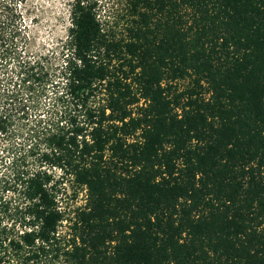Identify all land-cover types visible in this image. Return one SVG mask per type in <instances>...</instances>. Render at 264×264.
Masks as SVG:
<instances>
[{"label":"trees","instance_id":"trees-1","mask_svg":"<svg viewBox=\"0 0 264 264\" xmlns=\"http://www.w3.org/2000/svg\"><path fill=\"white\" fill-rule=\"evenodd\" d=\"M123 5L115 29L98 0H73L58 50L34 53L17 3L0 0L4 96L25 120L5 190L21 184L26 228L10 238L0 221V252L17 264H264V0ZM12 114L0 109V143ZM67 184L85 203L62 239Z\"/></svg>","mask_w":264,"mask_h":264},{"label":"rangeland","instance_id":"rangeland-1","mask_svg":"<svg viewBox=\"0 0 264 264\" xmlns=\"http://www.w3.org/2000/svg\"><path fill=\"white\" fill-rule=\"evenodd\" d=\"M12 0H1V4L9 3ZM99 7L103 9L101 14L107 26L116 27V15L124 9L123 0H98ZM17 3L18 23L21 27L22 34L19 41L21 47L26 43V48L30 52L39 53L58 50V47L67 37L68 28L71 26L69 17L70 5L73 0H15ZM107 11V13H105ZM116 29V28H115ZM123 30L122 25L117 27V31ZM9 73V72H8ZM7 71L0 69V109H12L14 115L13 133L6 140L0 143V175H4L3 183L0 186V221L3 223L9 237L17 238L20 236L24 227L25 201L21 194V184L14 190H5L8 182V188L14 184L12 159L20 160L24 154L23 134L25 120L22 119L23 106L20 102L15 103L8 100L4 95L10 90V81L7 77ZM181 88L188 85V82L179 83ZM36 109H30L29 114L35 119ZM11 160V161H10ZM34 165H32V168ZM12 174V175H11ZM7 188V189H8ZM59 201L62 209L65 211L66 222L60 228L59 234L62 239H69L72 219L75 217V211L85 203V193H74L69 184L64 186L62 193L59 195ZM67 241V240H66ZM6 251L0 252V264H10L12 260L10 255L6 256ZM12 262V261H11ZM17 264V262H12Z\"/></svg>","mask_w":264,"mask_h":264}]
</instances>
